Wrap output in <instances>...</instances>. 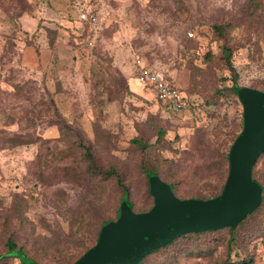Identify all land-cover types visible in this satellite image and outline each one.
Returning a JSON list of instances; mask_svg holds the SVG:
<instances>
[{
  "label": "rangeland",
  "instance_id": "obj_1",
  "mask_svg": "<svg viewBox=\"0 0 264 264\" xmlns=\"http://www.w3.org/2000/svg\"><path fill=\"white\" fill-rule=\"evenodd\" d=\"M61 1L71 13L53 21L63 49L50 64L38 53L50 39L45 29L29 39L18 18L38 10L25 0H0V252L12 236L48 264L74 261L93 246L100 222L114 217L119 203L114 179L91 178L80 142L99 165L117 166L138 212L153 204L143 167L175 181L180 197H200L222 184L225 154L256 108L252 87L264 90V0ZM83 8L97 15V25L79 20ZM217 24L226 27L224 39ZM21 41L35 49L25 53ZM224 42L234 48L239 98L230 90ZM137 57L202 102L201 110L170 114L137 79ZM54 100L73 120V141L53 126ZM135 137L147 140L146 151ZM256 174L264 182V155ZM253 221L264 227V208ZM239 232L248 234L244 249L253 264H264V230L248 221ZM228 236L181 239L146 264H219L228 257Z\"/></svg>",
  "mask_w": 264,
  "mask_h": 264
},
{
  "label": "water",
  "instance_id": "obj_2",
  "mask_svg": "<svg viewBox=\"0 0 264 264\" xmlns=\"http://www.w3.org/2000/svg\"><path fill=\"white\" fill-rule=\"evenodd\" d=\"M256 108L232 145L230 174L223 194L211 199H180L169 183L152 174L155 204L135 213L122 203L118 219L103 228L99 241L74 264H137L150 252L189 232L235 225L262 201L252 168L264 152V90L252 88Z\"/></svg>",
  "mask_w": 264,
  "mask_h": 264
},
{
  "label": "trees",
  "instance_id": "obj_3",
  "mask_svg": "<svg viewBox=\"0 0 264 264\" xmlns=\"http://www.w3.org/2000/svg\"><path fill=\"white\" fill-rule=\"evenodd\" d=\"M25 4L28 5L30 3L28 0H25ZM25 12L26 11H23L19 15L18 18L20 19V17ZM214 29H215L214 30L215 33L218 35V40L224 39V37L226 35V27L224 25L217 24V25H214ZM47 31L51 35V43H54L58 31L50 30V28H47ZM233 53H234V48L232 46L228 45L226 42H224V44L222 45V56L225 60L226 65L228 66V69L233 73V77H232L233 82L230 85V90L238 97V92H239L241 85H239L237 82L238 74H237V70L233 64V61H232ZM252 88H255V87H252ZM200 103H202V102H200ZM55 105H56L55 108L57 107L56 108L57 109L56 110L57 120L53 123V126H55L57 128V131L59 132L61 137H66L68 140L73 141V120H70L67 115H65L62 111L59 110L58 105L56 104V101H55ZM242 125H243V119H242ZM242 129H243V127H242ZM241 131H240V133H241ZM165 132L166 131L164 129L158 130L159 136H160V134L164 135ZM238 135L236 136V138L238 137ZM236 138L234 139L232 145L234 144ZM23 143H25V142H23V141L18 142V144H23ZM132 143L135 144V146L138 147L141 150V152L146 151V149L149 147V143L147 142V140H145L142 137H135L132 140ZM80 145L83 149L84 159L87 161L88 172H89L91 178H93L97 181H104V180L108 181L109 179H114L116 185L121 189V194L119 197V203L115 209V211H116L115 216L112 218L103 219L100 222V226L98 228L97 236L95 239L96 241H95V244L93 246H95L97 244V242L99 241L100 236L102 234V230L105 227V225H107L111 222H114L118 219L119 210H120V207H121L123 201H128L131 204L133 211L135 213H144V212L151 210V208L155 204V198H154V195H153L152 190H151V179H150V177L152 174H156L163 181L169 183L172 187L173 193L178 198H180V199L199 198V199H204V200L211 199V198H214V197H217V196H220L221 194H223L225 187H226V184H227V181H228V178H229V174H230V153H231L232 145H231L230 149L228 150V152L225 154V160H224V163L222 165V166L225 165L224 166L225 168H223L222 174H221V170H220L219 181L222 182V184L219 186V188H211V190H210L211 192H208V194L202 195L200 197L199 196H197V197H195V196L180 197L177 194L175 181H167L166 179H164L161 175V172L158 169H156L154 171H150V170H147L143 167V172L145 174L146 181H147L148 193L153 197V204L151 205V207L148 210L138 212L135 210L134 202L130 198V195H131L130 189L126 185V183L123 179V176L120 173L117 166L114 164H111L110 166L104 168L103 166H101L97 163L95 155L93 154V152H92V150L88 144L80 142ZM263 155H264V152H262L259 155V157L257 158V160H256V162L252 168L253 179L255 181H257L262 187V201H261L260 205L255 210L248 213L246 217H244L241 221L237 222L235 225H226V226H223L220 228H215V229L189 231V232L183 233V234L177 236L172 241L168 242L167 244H165V245L159 247L158 249L150 252L149 254L145 255L141 259V261L137 264H146V262L150 256H152L153 254H156L159 250L171 247L172 245H174L175 243H177L181 239L185 240V239L189 238L190 236H197V238H200V237L203 238V236L206 234H218V233H221L224 231H227L229 233V236L227 239V245H228L227 256L228 257L219 264H253L254 258H253L251 251L244 249L246 247V245H245V241L243 240V238L248 237V234H242L241 235L239 231H240V229H242L244 227V225L248 221L251 222L257 230H259V231H260V229L264 230V227L260 226L258 221H253L254 219H256V214L264 208V182L256 174V166H257L260 158ZM253 231H254V229L252 231H250V236L255 234V233H253ZM5 246H6L7 250L4 252H0V264L7 263L8 261H10L12 259H14V260L17 259L20 264H48V263L38 261L34 257L30 256L28 254V251L26 250V248L24 246L20 245L19 242L12 236L7 237V239L5 241ZM93 246L88 247L86 249V251L82 255H80L76 260H74V261H63V260L59 259L58 264H73V263H75L86 252H88ZM240 249L243 251H240ZM235 254H237L238 256H235Z\"/></svg>",
  "mask_w": 264,
  "mask_h": 264
},
{
  "label": "built area",
  "instance_id": "obj_4",
  "mask_svg": "<svg viewBox=\"0 0 264 264\" xmlns=\"http://www.w3.org/2000/svg\"><path fill=\"white\" fill-rule=\"evenodd\" d=\"M79 20L88 21L93 25L98 24V17L95 13L81 9L78 15ZM190 37H196L194 32H189ZM92 44V41H90ZM199 54V52H197ZM137 78L146 87L154 89L158 100L164 104L165 109L173 115H180L183 112L194 109L201 110L200 102L189 100L187 94L171 81L164 72L149 68L140 57L136 59Z\"/></svg>",
  "mask_w": 264,
  "mask_h": 264
},
{
  "label": "crops",
  "instance_id": "obj_5",
  "mask_svg": "<svg viewBox=\"0 0 264 264\" xmlns=\"http://www.w3.org/2000/svg\"><path fill=\"white\" fill-rule=\"evenodd\" d=\"M29 3L31 4L32 8L35 7V9L38 10V13L35 14L34 13H30V12H25L19 19L21 25L23 26L24 31V36L27 37L29 36V39H33L34 37V33L35 31H42V29H45L46 34L50 37L49 42H44L41 45V47L39 48V52H41V54L43 53H47L45 55H47V57L45 56V60L47 63L52 64L53 59L52 58V54H56L62 51V49H60L59 43L61 41V37L60 34L61 32L58 31L56 39L54 41V43H51V35L49 34V32L47 31V28L50 29H57L58 26H53L54 24H56L53 21H61L62 20V16H66V13H71L69 11V7L68 4H64L61 0H28ZM57 14V17L56 15ZM38 15V16H37ZM51 15H55V17H51ZM57 18V19H56ZM64 21V20H63ZM27 32V33H26ZM37 35V32H36ZM21 48L24 50V52L29 53L30 54V50L31 49H35V47H33L32 45H28L26 43V46L22 45V41L20 42ZM33 47V48H31ZM30 49V50H29ZM76 46L73 44V52L74 50H76ZM40 54V55H41ZM50 54H51V59H50ZM37 56V61L34 62V64L39 65L41 63V57ZM76 56H73V60H76ZM56 61V60H55ZM138 79V78H137Z\"/></svg>",
  "mask_w": 264,
  "mask_h": 264
}]
</instances>
